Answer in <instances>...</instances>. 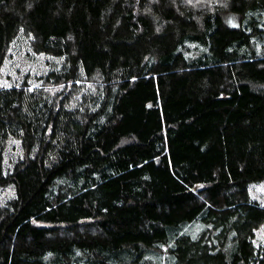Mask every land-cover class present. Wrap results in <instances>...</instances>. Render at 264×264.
Listing matches in <instances>:
<instances>
[{
    "label": "trees",
    "instance_id": "trees-1",
    "mask_svg": "<svg viewBox=\"0 0 264 264\" xmlns=\"http://www.w3.org/2000/svg\"><path fill=\"white\" fill-rule=\"evenodd\" d=\"M142 5L0 0V68L61 59L0 88V264H264V0Z\"/></svg>",
    "mask_w": 264,
    "mask_h": 264
},
{
    "label": "rangeland",
    "instance_id": "rangeland-1",
    "mask_svg": "<svg viewBox=\"0 0 264 264\" xmlns=\"http://www.w3.org/2000/svg\"><path fill=\"white\" fill-rule=\"evenodd\" d=\"M154 0H143V10L153 26L158 24L157 15L153 11ZM221 21L226 26L236 23V17L232 13L223 11L219 13ZM61 59L46 55L33 53L28 45L27 39L18 37L7 50L4 62L0 68V88L15 86L24 80L28 89L40 84L39 77L44 76L51 70L60 67ZM84 89H90L84 85ZM83 88V87H81ZM77 100V98H75ZM21 157L19 143L14 138H8L3 152V166L10 169L15 161ZM250 192L261 205H264V181L251 185ZM13 197L11 185L0 186V208ZM256 239H264V226L261 225L256 231Z\"/></svg>",
    "mask_w": 264,
    "mask_h": 264
},
{
    "label": "water",
    "instance_id": "water-1",
    "mask_svg": "<svg viewBox=\"0 0 264 264\" xmlns=\"http://www.w3.org/2000/svg\"><path fill=\"white\" fill-rule=\"evenodd\" d=\"M236 18H237L236 23L227 25L228 28H237L238 27L239 18L238 17H236Z\"/></svg>",
    "mask_w": 264,
    "mask_h": 264
}]
</instances>
